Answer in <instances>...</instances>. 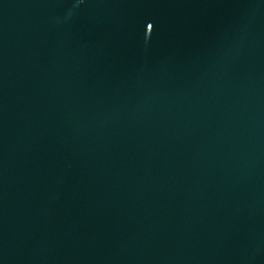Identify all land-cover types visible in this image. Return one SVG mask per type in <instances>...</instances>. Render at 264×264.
I'll return each instance as SVG.
<instances>
[{
  "label": "water",
  "instance_id": "1",
  "mask_svg": "<svg viewBox=\"0 0 264 264\" xmlns=\"http://www.w3.org/2000/svg\"><path fill=\"white\" fill-rule=\"evenodd\" d=\"M0 264H264V0H0Z\"/></svg>",
  "mask_w": 264,
  "mask_h": 264
}]
</instances>
